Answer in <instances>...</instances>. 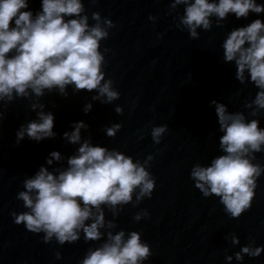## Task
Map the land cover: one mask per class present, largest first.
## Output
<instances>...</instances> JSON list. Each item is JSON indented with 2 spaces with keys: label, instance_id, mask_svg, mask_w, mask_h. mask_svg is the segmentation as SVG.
Returning <instances> with one entry per match:
<instances>
[{
  "label": "clouds",
  "instance_id": "clouds-1",
  "mask_svg": "<svg viewBox=\"0 0 264 264\" xmlns=\"http://www.w3.org/2000/svg\"><path fill=\"white\" fill-rule=\"evenodd\" d=\"M97 3L98 0H89ZM30 0H0V126L4 109L17 98L28 99L30 110L37 112V120L22 124L16 132V143L25 136L40 142L55 137L54 115L45 112L40 98L45 92L58 90L67 97L68 86L74 91H95L92 100L112 103L120 99L112 79H105V53L101 42L110 36L116 24L100 12H86L84 0H41V9L35 14L30 9ZM183 6V14L174 16L175 27L186 30L191 39H199L198 29L210 31L213 18L216 27H223L229 15L247 19L250 14H264V4L257 0H170L168 15ZM148 19L155 22L156 16ZM162 38L163 34H159ZM225 63L235 64V79L241 85L251 83L258 90L254 99L244 102L248 116L257 117L264 110V20L257 18L250 23L230 30L222 44ZM247 74V75H246ZM219 125V148L222 154L210 164L192 167L190 178L194 187L204 197H218L224 212L232 219H239L252 207L257 181L264 174V165L255 163L256 154L264 153V128L260 120L248 119L243 111L230 112L228 107L216 100ZM92 104H86L85 113ZM38 110V111H37ZM122 115L121 106L115 108ZM83 122L73 125V131L65 132L69 143L79 145L76 154L67 158V167L49 171L41 166L35 175L23 181L24 190L16 199L23 202L26 211L11 212L13 222L23 225L33 234H43L45 244L53 240L61 246L84 241H103L89 248L78 264H144L152 255L151 246L138 231L118 228L116 219L125 205H139L145 198L151 199L156 188V179L148 170L153 155L143 161L116 149L93 146L81 138ZM122 124H113L106 129L108 137L114 138ZM168 126L151 128L154 144H160ZM143 137H141L142 139ZM47 164L62 159L61 153L53 151ZM135 197V200H134ZM105 208L112 215L106 220ZM150 213L144 209L133 219L139 222ZM226 239H229L226 237ZM233 246L239 238L230 237ZM264 252V246H255L252 240L235 253L237 261L245 256L256 258ZM57 260L62 253L55 252ZM233 256H227L231 261Z\"/></svg>",
  "mask_w": 264,
  "mask_h": 264
}]
</instances>
